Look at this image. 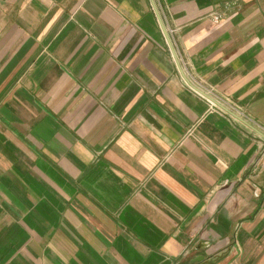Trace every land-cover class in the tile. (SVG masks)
Segmentation results:
<instances>
[{"label":"crops","instance_id":"obj_1","mask_svg":"<svg viewBox=\"0 0 264 264\" xmlns=\"http://www.w3.org/2000/svg\"><path fill=\"white\" fill-rule=\"evenodd\" d=\"M154 2L184 75L152 0H0V264H264V139L196 93L264 133V0Z\"/></svg>","mask_w":264,"mask_h":264},{"label":"built area","instance_id":"obj_2","mask_svg":"<svg viewBox=\"0 0 264 264\" xmlns=\"http://www.w3.org/2000/svg\"><path fill=\"white\" fill-rule=\"evenodd\" d=\"M222 18V15L218 12L214 13L211 15V19L216 22L219 21ZM195 90V89H194ZM196 91V90H195ZM197 94H199L202 98H205L208 103L210 108H214L220 112L225 113L226 115L232 117L233 119L235 117H233L229 112H227L224 108H222L220 105L218 106L216 102L221 103L224 107H226L228 110H230L231 112H235L237 113L239 116H241L242 118H244V114L242 113V111H240V107L233 102L232 100H230L229 98H225V97H218L214 94V91L212 88H208L206 90H204V92H198L196 91ZM216 101V102H215ZM245 119V118H244ZM238 120V119H237ZM246 120V119H245Z\"/></svg>","mask_w":264,"mask_h":264},{"label":"water","instance_id":"obj_3","mask_svg":"<svg viewBox=\"0 0 264 264\" xmlns=\"http://www.w3.org/2000/svg\"><path fill=\"white\" fill-rule=\"evenodd\" d=\"M152 5H153V8L154 10L156 11L157 13V16H158V21H159V24L161 25L162 27V30L164 32V35H165V38L168 40V44L170 46V49L172 51V53L174 54V57H175V60L177 62V65H178V69L180 70V72L182 73V75H184V72H183V69H181V65L178 61V57H177V54H175V50H174V47H173V44L171 42V39L169 38V35H168V32H167V29H166V26L165 24H163V21H162V18L160 16V13H159V10H157V7L155 5V2L154 0H152ZM186 79V78H185ZM187 80V79H186ZM197 88V87H196ZM198 89V88H197ZM200 92H202L200 89H198ZM216 102V101H215ZM217 105L221 106L222 108H224L227 112H229L233 117H235L236 119H238L241 123H243L244 125L250 127L251 129H253L262 139H264V133L260 130H258L255 126H252L250 123H247L245 119H243L241 116H239L237 113L235 112H231L230 110H228L226 107H224L221 103H218L216 102Z\"/></svg>","mask_w":264,"mask_h":264}]
</instances>
